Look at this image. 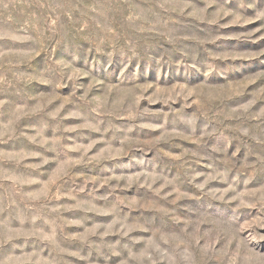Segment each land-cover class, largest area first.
Here are the masks:
<instances>
[{"label": "rangeland", "instance_id": "374dc122", "mask_svg": "<svg viewBox=\"0 0 264 264\" xmlns=\"http://www.w3.org/2000/svg\"><path fill=\"white\" fill-rule=\"evenodd\" d=\"M0 264H264V0H0Z\"/></svg>", "mask_w": 264, "mask_h": 264}]
</instances>
